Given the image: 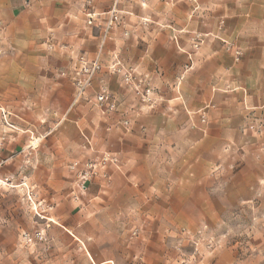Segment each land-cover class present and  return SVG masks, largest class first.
Here are the masks:
<instances>
[{
	"label": "crops",
	"instance_id": "1",
	"mask_svg": "<svg viewBox=\"0 0 264 264\" xmlns=\"http://www.w3.org/2000/svg\"><path fill=\"white\" fill-rule=\"evenodd\" d=\"M111 11L120 23L105 36ZM193 33L204 39L192 60ZM262 41L264 0H0V177L12 186L0 189V243H16L4 230L17 213L32 227L29 194L51 222L39 264H178L180 230L205 227L230 196L263 216L239 224L252 231L235 261L264 264ZM80 56L100 70L77 95ZM101 90L114 110L95 104ZM102 154L116 162L81 195Z\"/></svg>",
	"mask_w": 264,
	"mask_h": 264
},
{
	"label": "rangeland",
	"instance_id": "2",
	"mask_svg": "<svg viewBox=\"0 0 264 264\" xmlns=\"http://www.w3.org/2000/svg\"><path fill=\"white\" fill-rule=\"evenodd\" d=\"M214 38L220 40L224 44L225 51L230 54L234 63L240 62L241 58L243 57V52L239 47H236L235 44L231 42L222 41V39L218 38L217 36ZM192 39V52L190 56L193 60V57L197 54V52H199V49L203 44L204 37L197 33H193ZM242 43L245 46L248 45V37H244V39H242ZM262 43H264V41H262ZM148 101L146 100L145 102ZM106 105L108 106V104ZM104 157L108 156L106 154H102L96 163L86 164H91L93 168L89 170L88 176L83 179L82 174L88 170L85 165V170L78 179V184L75 185V190H81V195L87 194V188L90 181L98 176L97 172L99 169L104 167L105 162H108L103 161ZM3 188H12V186L0 177V189ZM3 198V196H0V201ZM26 199L31 206V218L33 222L32 227L26 231L24 229L23 215L17 213L18 218L16 221V227L14 229L4 230L6 234L10 233L11 236L14 235L16 237V243H0V264H31L30 259H32L33 264H39L38 260L40 256V250L43 246L47 247L46 223L51 224V222L47 220L48 214L44 211H41L40 207L33 205L27 196ZM74 199L78 200V198L75 196ZM225 204V208L228 209L226 212L219 214H209L208 218H203V226L205 227H202L201 229L196 228L193 230H180L183 234V239L181 240L187 243L189 254L184 255V253L180 252L181 248L185 245L181 244L180 247H178V254L181 258V260L178 261V264L238 263L235 261L236 257L234 254H236V252H240V246H235L233 243L248 239L249 233L252 231L247 228H240L241 225L239 224L248 222L249 220H255L257 217H259V219H263V216H255L252 210L248 212L249 207L247 205H237L236 199L230 196H226ZM1 212L7 213V210L5 206L0 204V217L2 216ZM137 234V230L131 232V236L133 237L137 236ZM244 247L246 250L248 249L247 245H244Z\"/></svg>",
	"mask_w": 264,
	"mask_h": 264
},
{
	"label": "built area",
	"instance_id": "3",
	"mask_svg": "<svg viewBox=\"0 0 264 264\" xmlns=\"http://www.w3.org/2000/svg\"><path fill=\"white\" fill-rule=\"evenodd\" d=\"M120 14L117 13L116 11H111L109 19L106 23V28H105V36L107 32L113 28L114 26L118 25L120 23ZM86 18L88 20V24H91L92 19H93V14H86ZM78 73L74 79V86L76 88V93L77 95H81L87 88L90 87L91 81L94 77V75L100 70V65L98 64L97 61H92L89 62L84 56H80L78 58ZM109 70L112 73L115 74H120L122 75V80L124 84L131 86L134 88L135 92L137 95L140 96L141 101L145 102L146 100L148 101V89L144 90H139L137 85H134V70L131 68H126L124 65H122L119 62H115L109 67ZM95 104L96 105H103V104H108V110H114L115 109V104L110 100V94L106 92L105 90H101V92L97 93L95 96ZM127 122H123L124 127H127ZM103 161H108L115 163L116 160L114 158H108L104 157ZM86 168L88 169L85 171L82 176L83 179L88 176L89 170L93 168L91 164L86 165ZM28 199H30L29 194L27 195Z\"/></svg>",
	"mask_w": 264,
	"mask_h": 264
},
{
	"label": "bare ground",
	"instance_id": "4",
	"mask_svg": "<svg viewBox=\"0 0 264 264\" xmlns=\"http://www.w3.org/2000/svg\"><path fill=\"white\" fill-rule=\"evenodd\" d=\"M34 145L36 144V142L33 143Z\"/></svg>",
	"mask_w": 264,
	"mask_h": 264
}]
</instances>
